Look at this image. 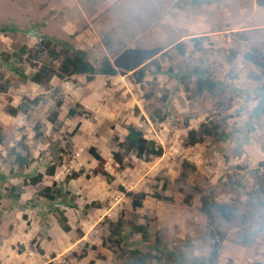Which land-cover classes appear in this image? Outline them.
<instances>
[{
    "label": "rangeland",
    "instance_id": "rangeland-1",
    "mask_svg": "<svg viewBox=\"0 0 264 264\" xmlns=\"http://www.w3.org/2000/svg\"><path fill=\"white\" fill-rule=\"evenodd\" d=\"M4 25L17 28L0 30V53L11 60L43 35L85 50L95 67L127 49L156 53L141 81L132 71L79 74L53 77L48 90L23 83L0 60V83L8 86L0 92V264H123L107 241L118 218L126 229L147 224L149 238L134 233L135 245L168 264H207L211 230L220 242L216 264H264V70L245 57L264 63V0H0ZM198 78L214 89L198 94ZM37 96L28 116L7 112ZM201 122L218 124L221 134L187 145L188 129ZM129 126L163 154L146 159L125 147ZM12 148L28 163L16 162ZM37 172L41 181L28 183ZM73 172L75 207L59 206L64 231L36 192ZM11 186L21 187L16 201L5 195ZM131 191L148 194L141 207H132ZM201 196L232 206L231 220L216 214L211 225Z\"/></svg>",
    "mask_w": 264,
    "mask_h": 264
},
{
    "label": "trees",
    "instance_id": "trees-1",
    "mask_svg": "<svg viewBox=\"0 0 264 264\" xmlns=\"http://www.w3.org/2000/svg\"><path fill=\"white\" fill-rule=\"evenodd\" d=\"M0 30L16 31L17 28L14 25H4L0 27ZM182 45L183 42L179 41L174 46L182 51ZM155 53L154 49H127L113 61H110L108 58H104L101 65L99 67H95L89 60L85 50L75 47L69 41L62 40L54 36L43 35L40 37L35 47H19V49L11 55L14 57L13 60H11V57L5 52L0 53V60L3 65L16 74L23 83L32 82L39 85L43 89L48 90L50 87V81L53 77L68 79L73 75L79 74H84L88 77H91L96 73H101L107 76H115L122 71H132V74L136 77V79L141 81L143 73L147 68V61L151 60ZM42 56L48 57L49 60H42ZM245 57L262 67L264 70V63L260 60L253 59L250 53L245 54ZM24 64H27L32 70L26 72ZM0 78L2 79V75H0ZM214 87V81L201 78H198L197 80L198 94H201L203 91L211 92ZM7 88L8 86L6 82L0 83V92H5ZM40 100L41 99L38 96L33 99L23 98V100L16 107L9 106L7 112L10 115H16L17 112H20L21 114L28 116L31 105L38 104ZM56 105H59V102H57ZM258 109L264 113V102H259ZM69 112L70 114H73L74 110L70 109ZM56 117L57 112L52 111L49 117L50 122L53 123ZM36 128L39 130V123L36 125ZM218 128V124L214 123L209 126L201 122L196 128L188 129L185 142L187 145H195L203 142L206 137L212 135L219 136L221 133ZM1 140L2 133L0 127V141ZM123 145L127 148L135 150L137 156H143L146 159L161 156L163 154L161 145H157L153 140L146 139L143 136L142 131L133 126H129ZM12 152L15 154L16 162L19 164L28 163L24 157H21L19 153L15 152L14 148H12ZM114 158L117 162L121 163L122 159L120 158L119 153H114ZM55 170V164L46 165L45 174L52 176L55 174ZM101 173L109 176V178L112 177L106 171H101ZM77 174L78 173L73 172V174L66 175V177L61 181L54 180L51 184L43 186L36 192V198L38 200L41 199V202L54 206L53 210L58 214L59 225L64 231L69 230V225L65 216V210L59 206L63 205L65 207H75V194L71 192L69 188V180L74 178ZM42 176L41 172H37L29 177L28 183L37 184L41 181ZM0 177L4 178L3 175H0ZM165 188L166 182H163L161 189L164 190ZM21 192L20 186H11L7 189L5 195L10 197L12 201H16ZM127 195L131 198L132 207L137 208L142 206V203L148 194L143 191H131L128 192ZM154 196L156 198L169 200V197L158 193H155ZM32 201L33 200H30L29 203H31L32 207H35L36 202H33L32 204ZM200 202L201 209L207 216L208 222L211 225L216 214L224 218L226 221L231 220L234 215V208L228 204L219 203L206 196H201ZM46 220V216L42 214L41 224H43V226H47ZM124 225L125 223L121 218L109 222V236L107 238V241L114 245L116 250L119 251L121 255L126 257L123 264H152L151 258L155 259L159 264H168L161 260L160 254H151L150 252L144 251L135 245L136 240L133 236L134 233H139L142 240H147L149 238L147 224H133L129 227V229H126ZM214 233L215 232L211 230L210 235L214 241L207 257V264H216L220 248V242L216 239ZM221 235L222 233H220V236ZM225 264L235 263L228 261ZM247 264L261 263L256 261Z\"/></svg>",
    "mask_w": 264,
    "mask_h": 264
}]
</instances>
